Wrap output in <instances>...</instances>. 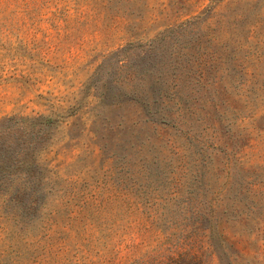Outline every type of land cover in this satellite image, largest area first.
<instances>
[{
	"label": "rangeland",
	"instance_id": "374dc122",
	"mask_svg": "<svg viewBox=\"0 0 264 264\" xmlns=\"http://www.w3.org/2000/svg\"><path fill=\"white\" fill-rule=\"evenodd\" d=\"M0 150V264H264V0H0Z\"/></svg>",
	"mask_w": 264,
	"mask_h": 264
},
{
	"label": "trees",
	"instance_id": "16d2710c",
	"mask_svg": "<svg viewBox=\"0 0 264 264\" xmlns=\"http://www.w3.org/2000/svg\"><path fill=\"white\" fill-rule=\"evenodd\" d=\"M0 173H4L3 170V157H2V150H0ZM186 256V255H185ZM184 256V257H185ZM218 263L221 264V257L218 255Z\"/></svg>",
	"mask_w": 264,
	"mask_h": 264
}]
</instances>
